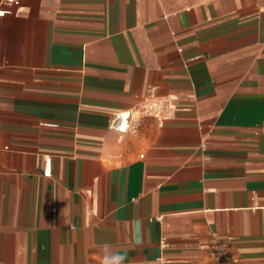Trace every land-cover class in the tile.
I'll return each instance as SVG.
<instances>
[{
    "label": "crops",
    "instance_id": "crops-1",
    "mask_svg": "<svg viewBox=\"0 0 264 264\" xmlns=\"http://www.w3.org/2000/svg\"><path fill=\"white\" fill-rule=\"evenodd\" d=\"M0 9V264H264V0Z\"/></svg>",
    "mask_w": 264,
    "mask_h": 264
},
{
    "label": "built area",
    "instance_id": "built-area-1",
    "mask_svg": "<svg viewBox=\"0 0 264 264\" xmlns=\"http://www.w3.org/2000/svg\"><path fill=\"white\" fill-rule=\"evenodd\" d=\"M0 13H3L2 15H0V17H2L4 15V11L0 9ZM154 108H159V105L156 100H151L148 102H144L127 112L118 113L114 116L113 121L110 124V128L116 132L124 133L130 128L131 124L134 122V120L137 118V116L140 113H151V112H153V114L159 113L160 109L157 112L154 111ZM44 174H46L47 176L50 174L49 160L46 161V168ZM236 263H237V259L227 255L223 256L221 262V264H236Z\"/></svg>",
    "mask_w": 264,
    "mask_h": 264
},
{
    "label": "clouds",
    "instance_id": "clouds-1",
    "mask_svg": "<svg viewBox=\"0 0 264 264\" xmlns=\"http://www.w3.org/2000/svg\"><path fill=\"white\" fill-rule=\"evenodd\" d=\"M103 256L101 264H123L125 256L113 250L112 245L105 243L101 245Z\"/></svg>",
    "mask_w": 264,
    "mask_h": 264
},
{
    "label": "rangeland",
    "instance_id": "rangeland-1",
    "mask_svg": "<svg viewBox=\"0 0 264 264\" xmlns=\"http://www.w3.org/2000/svg\"><path fill=\"white\" fill-rule=\"evenodd\" d=\"M141 115H142V113H140V114L137 116V118L140 117Z\"/></svg>",
    "mask_w": 264,
    "mask_h": 264
},
{
    "label": "snow or ice",
    "instance_id": "snow-or-ice-1",
    "mask_svg": "<svg viewBox=\"0 0 264 264\" xmlns=\"http://www.w3.org/2000/svg\"><path fill=\"white\" fill-rule=\"evenodd\" d=\"M3 13H0V15H2ZM126 115V114H125Z\"/></svg>",
    "mask_w": 264,
    "mask_h": 264
}]
</instances>
